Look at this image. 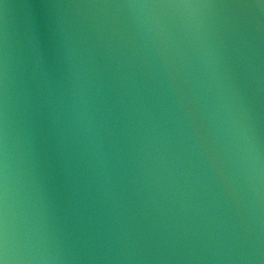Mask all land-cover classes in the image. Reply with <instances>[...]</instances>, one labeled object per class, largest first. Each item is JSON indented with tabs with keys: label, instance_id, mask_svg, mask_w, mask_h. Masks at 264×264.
Returning a JSON list of instances; mask_svg holds the SVG:
<instances>
[{
	"label": "water",
	"instance_id": "1",
	"mask_svg": "<svg viewBox=\"0 0 264 264\" xmlns=\"http://www.w3.org/2000/svg\"><path fill=\"white\" fill-rule=\"evenodd\" d=\"M0 264H264V0H0Z\"/></svg>",
	"mask_w": 264,
	"mask_h": 264
}]
</instances>
